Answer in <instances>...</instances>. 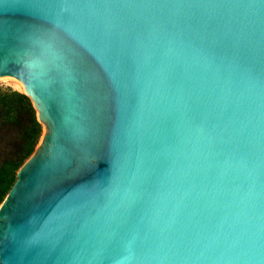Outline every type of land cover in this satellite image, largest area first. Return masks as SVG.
Listing matches in <instances>:
<instances>
[{"label":"water","instance_id":"obj_1","mask_svg":"<svg viewBox=\"0 0 264 264\" xmlns=\"http://www.w3.org/2000/svg\"><path fill=\"white\" fill-rule=\"evenodd\" d=\"M2 77L0 264H264V0H0Z\"/></svg>","mask_w":264,"mask_h":264},{"label":"trees","instance_id":"obj_2","mask_svg":"<svg viewBox=\"0 0 264 264\" xmlns=\"http://www.w3.org/2000/svg\"><path fill=\"white\" fill-rule=\"evenodd\" d=\"M41 135L42 125L30 98L23 92L0 88V204Z\"/></svg>","mask_w":264,"mask_h":264},{"label":"rangeland","instance_id":"obj_3","mask_svg":"<svg viewBox=\"0 0 264 264\" xmlns=\"http://www.w3.org/2000/svg\"><path fill=\"white\" fill-rule=\"evenodd\" d=\"M16 82L15 78L12 77H2L0 78V88H11L23 92V88ZM45 131L44 126H42V133ZM39 143V142H38ZM36 148V147H35ZM35 150V149H34Z\"/></svg>","mask_w":264,"mask_h":264},{"label":"bare ground","instance_id":"obj_4","mask_svg":"<svg viewBox=\"0 0 264 264\" xmlns=\"http://www.w3.org/2000/svg\"><path fill=\"white\" fill-rule=\"evenodd\" d=\"M13 78V77H12ZM15 80H16V82L18 83L17 85H19V86H21L22 88H23V84L19 81V80H17L16 78H15Z\"/></svg>","mask_w":264,"mask_h":264}]
</instances>
